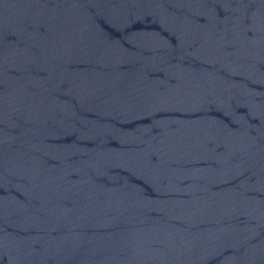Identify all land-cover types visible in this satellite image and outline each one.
<instances>
[{"label": "water", "instance_id": "95a60500", "mask_svg": "<svg viewBox=\"0 0 264 264\" xmlns=\"http://www.w3.org/2000/svg\"><path fill=\"white\" fill-rule=\"evenodd\" d=\"M0 264H264V0H0Z\"/></svg>", "mask_w": 264, "mask_h": 264}]
</instances>
